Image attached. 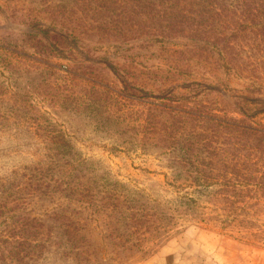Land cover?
I'll use <instances>...</instances> for the list:
<instances>
[{
  "label": "rangeland",
  "instance_id": "1",
  "mask_svg": "<svg viewBox=\"0 0 264 264\" xmlns=\"http://www.w3.org/2000/svg\"><path fill=\"white\" fill-rule=\"evenodd\" d=\"M0 0V264H264V11Z\"/></svg>",
  "mask_w": 264,
  "mask_h": 264
},
{
  "label": "trees",
  "instance_id": "2",
  "mask_svg": "<svg viewBox=\"0 0 264 264\" xmlns=\"http://www.w3.org/2000/svg\"><path fill=\"white\" fill-rule=\"evenodd\" d=\"M243 2H251V4H255L254 10L256 11H264V0H243Z\"/></svg>",
  "mask_w": 264,
  "mask_h": 264
}]
</instances>
